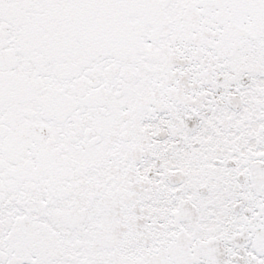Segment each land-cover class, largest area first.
Returning a JSON list of instances; mask_svg holds the SVG:
<instances>
[{"label": "snow or ice", "instance_id": "1", "mask_svg": "<svg viewBox=\"0 0 264 264\" xmlns=\"http://www.w3.org/2000/svg\"><path fill=\"white\" fill-rule=\"evenodd\" d=\"M0 264H264V0H0Z\"/></svg>", "mask_w": 264, "mask_h": 264}]
</instances>
